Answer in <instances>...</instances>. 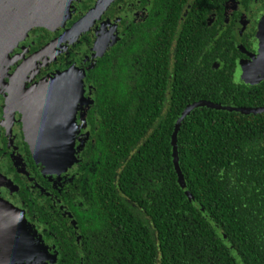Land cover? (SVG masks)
<instances>
[{
	"label": "trees",
	"instance_id": "trees-1",
	"mask_svg": "<svg viewBox=\"0 0 264 264\" xmlns=\"http://www.w3.org/2000/svg\"><path fill=\"white\" fill-rule=\"evenodd\" d=\"M152 54L154 66L143 76L131 70L124 91L118 55L91 71L106 75L89 109L99 115L101 132L87 146L89 228L98 243L89 264H237L227 243L244 264H264V112L199 107L184 118L177 148L193 202L177 182L171 151L173 126L187 103L264 106V81L231 83L219 51L210 56L219 67L207 72L209 60L206 74L188 75L164 106L155 73L166 54ZM175 69L185 74L181 59Z\"/></svg>",
	"mask_w": 264,
	"mask_h": 264
},
{
	"label": "flooded vegetation",
	"instance_id": "flooded-vegetation-1",
	"mask_svg": "<svg viewBox=\"0 0 264 264\" xmlns=\"http://www.w3.org/2000/svg\"><path fill=\"white\" fill-rule=\"evenodd\" d=\"M96 1L50 0L33 16L14 17L12 26L0 25V201L5 203L0 220L6 221L0 224V264L14 261L9 206L21 209L36 230L46 247L44 264H89V255L97 249L89 228L92 166L87 146L101 140L95 122L99 115L89 112L106 75L91 72L98 63L106 68L111 56H119L116 77L124 91L131 70L143 76L144 69L154 66L152 53H165L166 61L155 76L164 106H169L174 86H186L188 75L206 74V63L219 51L226 61L223 74L231 83L240 82L235 78L237 62L253 59L255 43L264 38V0H113L90 24L88 19L75 29ZM113 50L118 51L112 54ZM179 59L185 74H177ZM218 63L211 60L207 72L216 70ZM261 81L264 77L243 83ZM41 83H54L60 106L56 123L60 132H72L74 138L70 165L58 172L37 163L28 142L30 106L24 101L29 89ZM39 137L46 139L44 134Z\"/></svg>",
	"mask_w": 264,
	"mask_h": 264
},
{
	"label": "water",
	"instance_id": "water-1",
	"mask_svg": "<svg viewBox=\"0 0 264 264\" xmlns=\"http://www.w3.org/2000/svg\"><path fill=\"white\" fill-rule=\"evenodd\" d=\"M49 1L50 0H0V25H5L6 27H8V25L12 26L14 17H23L25 15L28 16L29 14L33 16L35 11L39 10L41 6L43 7L47 5ZM112 1L113 0H97L95 6L88 11V13L76 24L74 28L78 30L88 19L90 24L91 21L96 18L97 15H100ZM34 16L37 17L38 14ZM39 22L43 23L42 21ZM263 29L264 21H262L260 25V35H262ZM257 60L261 64L264 63V58H257L256 55H253V59L239 60L237 62V69L235 73L237 81L245 82L247 81L246 78L248 76H253L255 78L258 77L259 71L256 65ZM262 71L261 77L264 75V70ZM53 87L54 83H41L39 87L34 86L29 89V92L34 94V98L32 100V105H29L31 107L29 110L30 121L27 125V133L29 135L28 142L30 144V150L34 160L37 163H41L46 168L53 170L56 169L55 172H58L65 170L70 165L74 154V138L72 136V132L69 133V131L65 130H62L61 132L59 131L60 126L57 125L56 122H58L57 112L59 115L60 106L57 104L56 92ZM80 95V92H78L77 96L79 97ZM199 107L236 111L244 114H259L264 112V106H233L207 100L192 102L185 106L173 126L171 134V151L172 162L177 175V182L184 191L188 200L191 202L194 201V198L190 190L187 188L183 173L179 166L177 136L184 118L188 116L192 110ZM41 134L46 136L45 140L40 139L39 135ZM2 204L5 203L0 201V206ZM195 205L203 210L196 202ZM8 209L10 213L8 231H11L13 235V243L12 245L10 244L13 250V264H44L43 259L47 257L45 254L46 247L41 245V240L40 237L37 236L36 230L32 228L21 209L15 207L12 208L11 206H9ZM2 223H6L5 219L3 222L0 220V224ZM210 223L213 225L219 236H221V232L216 228V226L212 222ZM2 229L5 232V229L1 228V230ZM224 240L225 243H227L226 239ZM227 245L229 246V249H231L237 264H244L234 253L231 245L228 243Z\"/></svg>",
	"mask_w": 264,
	"mask_h": 264
},
{
	"label": "rangeland",
	"instance_id": "rangeland-1",
	"mask_svg": "<svg viewBox=\"0 0 264 264\" xmlns=\"http://www.w3.org/2000/svg\"><path fill=\"white\" fill-rule=\"evenodd\" d=\"M255 47H256V52L254 53V55H256L257 58H260V57H263L264 58V38L262 41H259V43H255ZM258 47V48H257ZM256 65H257V68H258V77L255 78L253 76H248L246 79L247 81H250V82H255L256 80L258 79H261L264 77V75L261 77L262 75V70H264V63H259V61L257 60L256 61ZM262 71V72H261ZM238 76V75H237ZM261 77V78H260ZM239 78V76H238ZM246 81V82H247ZM34 98V94L32 92H28V94L26 95L25 97V101L24 103L26 104V106H29V105H32V100ZM15 103V100H12V105ZM21 106V105H20ZM31 107V106H30Z\"/></svg>",
	"mask_w": 264,
	"mask_h": 264
}]
</instances>
